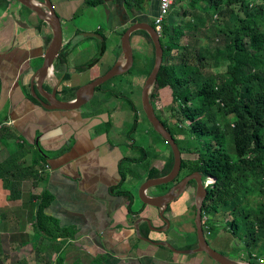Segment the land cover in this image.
<instances>
[{
    "label": "crops",
    "instance_id": "crops-1",
    "mask_svg": "<svg viewBox=\"0 0 264 264\" xmlns=\"http://www.w3.org/2000/svg\"><path fill=\"white\" fill-rule=\"evenodd\" d=\"M51 1L62 24V47L72 48L64 65L50 69L44 82L47 91L56 83L60 91L78 87L113 65H124L122 33L132 22L149 21L158 9V0H151L146 13L128 9L124 0ZM88 31L100 33L103 39L97 40L105 39L107 46L94 63L89 48L96 38L87 39ZM51 36L49 24L35 12L17 0H0V264H55L59 258L60 264H91L102 257V264H220L202 251L176 252L150 243L135 229L140 216L149 217L156 227L165 226L156 208L145 205L141 210L137 190L150 168L161 170L173 160L170 147L157 140L139 103L151 44L140 34L130 35L131 70L100 85L78 109L48 110L34 103L27 91ZM108 39L113 55L107 58ZM95 45L98 52L101 43ZM86 63L90 64L83 70L77 69ZM37 147L43 151L39 160ZM113 189L129 190L133 201ZM45 191L52 195L45 213L73 230V238L50 239L36 229V197ZM194 196L195 190L186 188L167 204V229L151 230L140 221L139 234L179 250L195 248H185L196 245ZM144 224L146 235L140 231ZM217 235L228 234L223 227ZM261 250L262 239L251 249L253 262L264 264V257L256 254ZM223 255L249 261L247 250Z\"/></svg>",
    "mask_w": 264,
    "mask_h": 264
},
{
    "label": "trees",
    "instance_id": "trees-1",
    "mask_svg": "<svg viewBox=\"0 0 264 264\" xmlns=\"http://www.w3.org/2000/svg\"><path fill=\"white\" fill-rule=\"evenodd\" d=\"M92 1L96 3L99 0ZM193 1L212 8L215 12L226 5L236 15L232 28L220 31L221 44L212 52L215 64L219 61L226 64L225 71L208 74L204 73L199 65L188 62L187 48L180 43V40L186 35L185 29L194 30L195 24L181 21L171 23L169 26L162 24L160 41L163 47V59L150 94L151 98L158 97L162 90H166L170 92L172 99L180 102V111L183 114L181 122L190 133L189 138L183 140L184 145L183 141L170 130L169 125L161 120L174 136L181 151L182 160L178 178L197 171L204 181L208 178L215 179L207 184L208 191L202 213L208 214V207L205 206L208 201L211 202L210 211L213 214L217 213L218 208H222L227 234L243 240L248 259L253 261L255 256L251 253V249L256 245V241L264 240V0ZM250 1L253 2L252 6H249ZM124 2L128 9L135 8L147 12L151 0H124ZM133 34L142 35L151 44L149 73L154 61L151 38L144 30H135L131 35ZM163 36L166 37L165 41ZM91 38L87 37V39ZM95 40L101 45L90 63H94L98 55L107 47L105 39ZM71 48L72 46H64L60 49L54 66L59 67L66 63ZM90 63L77 69L83 70ZM98 88L100 86L96 87ZM76 89L77 86H72L70 89L58 90V92L67 94L73 99ZM27 95L34 103L40 105L29 91ZM227 114L233 115L231 122L226 119ZM148 124L157 140L165 142L149 122ZM194 148L198 151L194 152L192 150ZM228 148L237 155V161L232 160ZM35 153L39 160L43 151L37 147ZM172 163L170 160L161 170L150 168L148 178L167 174ZM120 173L122 182L124 173L122 170ZM250 176L260 179L258 182L260 199L255 208L248 207L245 196L239 197L242 185ZM195 187L194 180L187 184V189L195 190ZM155 189L153 193L164 192L167 190V185H159ZM113 192L124 195L130 203L133 201V195L129 190L113 189ZM51 201L52 195L48 191L36 197L34 214L36 229L41 235L50 239L73 238L75 234L73 230L61 227L56 218L45 213V208ZM144 206L143 204L141 210ZM193 209L195 210V207ZM144 226L145 228L140 230L142 235H146L148 231V226L146 224ZM195 246L190 244L185 248ZM102 260L103 257L97 258L91 264H102ZM60 262L59 258L55 264Z\"/></svg>",
    "mask_w": 264,
    "mask_h": 264
},
{
    "label": "water",
    "instance_id": "water-1",
    "mask_svg": "<svg viewBox=\"0 0 264 264\" xmlns=\"http://www.w3.org/2000/svg\"><path fill=\"white\" fill-rule=\"evenodd\" d=\"M22 5L28 9L35 12L40 20L45 21L49 24L52 36L51 40L44 52L42 64L34 71L33 75L29 81V92L30 95L36 99L40 105L48 110L62 109L71 110L78 109L85 103H87L94 95L96 87L100 86L105 81L111 79L114 76L125 73L133 65V50L130 42V35L135 30H144L148 33L151 38L154 47V61L153 66L148 73L142 89H141V108L147 118L148 122L151 124L155 132H157L164 141L169 145L173 160L172 167L170 171L160 177H150L144 180L138 187V198L144 205L154 207L158 210V218H161L165 223V226L156 227L153 225L152 220L147 216H140L136 220L135 229L140 238L149 241L153 244L165 245L169 249L176 252H198L202 251L210 256L213 260L220 264H261L253 261H234L223 255L222 253L213 249L207 242L204 235L202 226V206L204 199L207 195V182L202 179L199 172L195 171L189 173L182 177L180 180L175 181L181 168V151L175 141L172 133L166 128L164 123L159 118L155 111V108L151 102L150 90L159 72L160 66L163 59V47L160 41V35L155 30L153 25L148 21H135L132 22L122 33L120 44L122 48L123 55L125 57V63L121 67L117 65L111 66L105 73L93 78L77 87L75 91V97L71 100H61L57 97V89L59 83H56L50 91L45 90L44 82L46 77L49 75L50 69L54 65L55 58L57 57L63 43L62 34V24L59 15L57 14L54 5L51 0H17ZM88 37H94L98 39H103L100 33H95L92 31L85 32ZM194 180L195 187V216H194V227L196 235V247L193 249L179 250L173 247L167 241L155 242L148 237L141 236L139 234L138 223L140 221H145L151 230L164 231L169 227V221L164 216V210L168 203H170L175 198L179 197L183 191L186 189L189 181ZM215 179L213 178V181ZM175 181V182H174ZM174 182V183H173ZM173 183V184H172ZM159 185H167V190L165 192L155 193L150 195L148 193L149 189L156 188Z\"/></svg>",
    "mask_w": 264,
    "mask_h": 264
},
{
    "label": "rangeland",
    "instance_id": "rangeland-1",
    "mask_svg": "<svg viewBox=\"0 0 264 264\" xmlns=\"http://www.w3.org/2000/svg\"><path fill=\"white\" fill-rule=\"evenodd\" d=\"M234 19H236V15L231 12V9L226 7V5H223V7L215 12V10H212V8H207L206 6L204 7L203 4H197L193 0H178L172 4L168 14L164 17L162 24L169 26L171 23H175L176 21H181L182 23L192 22L195 24L194 30L188 28L185 29L186 35L181 38L180 43L187 48L189 63L199 65L204 73L214 74L223 70L225 71L226 64L222 61H219L218 64H215L212 59V52L216 49L217 45L221 44V37L219 36L220 31H225L227 28L231 29ZM148 22L152 23V17ZM163 40L165 41L166 37L163 36ZM95 42L93 44L94 46L89 48L91 57L98 53L96 51L97 46L95 45ZM107 42H109L108 51L106 54L108 58V56L113 55V47L110 45L111 39H108ZM135 59L138 61L137 54H135ZM71 62H77V60H73ZM107 84L108 82L105 81L101 85L102 87H105ZM62 86L63 85L61 84L59 88H62ZM67 96V94H59L60 99ZM151 102L159 118L169 125L170 130L173 131L177 138L181 139L182 141L189 138L190 133L188 132L185 124L181 122L183 120V114L180 111V102L172 99L169 91L162 90L158 97L151 98ZM139 103L141 105V100H139ZM226 119L231 122L233 120V115L227 114ZM190 140L193 142V138ZM192 150L194 152L198 151L197 148ZM228 152L232 160L237 161V155L231 149H229ZM210 180L209 183L213 182V179L210 178ZM259 180L260 179L258 177L250 176L241 187L239 197H246L249 208H255V205L260 199V192L258 190ZM155 190L156 189L154 188L153 191ZM157 191L159 190L157 189ZM210 205V201H208L205 205L208 207L207 212L209 215V225H212L213 227V229L211 227V234L206 235L208 244L213 249L222 254H232L237 252V250H245L246 252L243 241L239 239L233 240V237L229 234L224 238H222L221 235H217V232H219L220 228H227V224L222 218L224 215L223 209L218 208L217 213L213 214V212L210 211ZM190 218L192 219V216ZM159 219L160 221L162 220L161 218ZM217 222H221L223 224L219 227ZM231 240H233L232 244H230ZM231 249H234V251H231ZM256 254H258V256L264 257V251L262 250L260 253L257 252Z\"/></svg>",
    "mask_w": 264,
    "mask_h": 264
},
{
    "label": "built area",
    "instance_id": "built-area-1",
    "mask_svg": "<svg viewBox=\"0 0 264 264\" xmlns=\"http://www.w3.org/2000/svg\"><path fill=\"white\" fill-rule=\"evenodd\" d=\"M178 0H158V9L156 15L152 18V25L155 28V30L158 32L160 35V32L162 31V23L164 21V17L168 14L170 7L172 4ZM253 2H249V6H252ZM210 178L206 180L207 184H209ZM210 222H209V215L202 213V226H203V231L204 235L211 234V229H210Z\"/></svg>",
    "mask_w": 264,
    "mask_h": 264
},
{
    "label": "flooded vegetation",
    "instance_id": "flooded-vegetation-1",
    "mask_svg": "<svg viewBox=\"0 0 264 264\" xmlns=\"http://www.w3.org/2000/svg\"><path fill=\"white\" fill-rule=\"evenodd\" d=\"M60 91V90H59ZM61 92H58V89H57V97L60 99V97H59V94H60ZM61 100H63V99H61ZM179 175V174H178ZM185 175H183V177H184ZM182 178V177H181ZM181 178H178V176L176 177V179H175V181H178V180H180ZM174 181V182H175ZM173 182V183H174ZM172 183V184H173ZM186 190V189H185ZM185 190L183 191V194H184V192H185ZM165 192V191H164ZM157 193H160V192H157ZM162 193V192H161ZM195 207V206H194ZM195 211V210H194ZM195 216V215H194ZM162 221V220H161ZM162 225L164 224V222L162 221V223H161Z\"/></svg>",
    "mask_w": 264,
    "mask_h": 264
},
{
    "label": "bare ground",
    "instance_id": "bare-ground-1",
    "mask_svg": "<svg viewBox=\"0 0 264 264\" xmlns=\"http://www.w3.org/2000/svg\"><path fill=\"white\" fill-rule=\"evenodd\" d=\"M213 179V178H212ZM211 181V180H210Z\"/></svg>",
    "mask_w": 264,
    "mask_h": 264
}]
</instances>
